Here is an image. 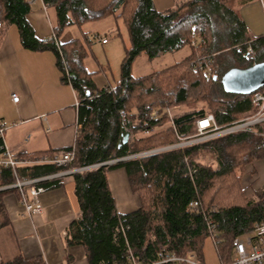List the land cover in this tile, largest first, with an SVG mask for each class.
Here are the masks:
<instances>
[{"label":"trees","instance_id":"obj_1","mask_svg":"<svg viewBox=\"0 0 264 264\" xmlns=\"http://www.w3.org/2000/svg\"><path fill=\"white\" fill-rule=\"evenodd\" d=\"M42 2L55 12L50 37L35 36L27 20L31 10L27 0H0V41L7 28L14 25L23 48L51 51L61 81L69 84L77 96L81 129L73 144L42 154H14L19 159L33 160L45 154L72 151L66 168L85 167L70 174L81 213L68 226L67 243L82 245L90 264H130L131 258L149 264L158 259L160 251L177 256L192 252L203 264L202 247L208 238L210 220L217 235L212 243L219 264L226 262L232 255L233 240L252 232L254 224L264 218V190L258 199L234 194L239 197L237 202L227 186L222 189L225 200H208L206 194L212 189L215 194L216 181L233 176L245 163L264 153L260 135L233 132L192 145L106 162L189 136L195 131V119L208 113L219 126L251 115L255 111L253 93L225 92L220 78L231 68L263 61L264 35L249 38L244 22L220 0H189L163 11L155 9L153 0ZM106 15L123 19L129 45L124 48L116 85L97 87L92 72L84 65L86 48L82 41L59 39L65 27ZM188 45L190 52L172 65L147 75H132V63L140 54L154 59ZM248 45L254 52L251 58L246 55ZM207 68L208 75L204 72ZM192 89L204 106L174 116L173 126L152 134L157 126L169 123L163 112L166 106L186 103ZM125 133L129 138L122 143ZM2 145L0 140V153ZM208 156L210 161L204 159ZM117 167L124 169L130 191L139 202L136 209L126 213L117 210L107 179L108 171ZM59 170L48 163L20 164L16 175L24 180ZM14 180L9 167H0V187ZM39 185L48 189L58 186L56 180H43ZM9 192H14L19 200L15 189L0 190V230L10 224L3 201ZM194 200L199 202L198 209L192 208ZM0 264L44 263L40 257L18 255L1 260Z\"/></svg>","mask_w":264,"mask_h":264},{"label":"crops","instance_id":"obj_2","mask_svg":"<svg viewBox=\"0 0 264 264\" xmlns=\"http://www.w3.org/2000/svg\"><path fill=\"white\" fill-rule=\"evenodd\" d=\"M27 1L31 7L27 20L35 36L50 37L56 19L53 8L42 0ZM187 1L153 0V5L163 11ZM220 1L244 22L249 38L264 35V11L259 0ZM67 40L59 39L60 42ZM13 94L18 97L16 102L12 100ZM76 103L73 88L61 81L55 55L47 50L23 48L17 28L10 25L0 41V126L5 128L4 141L9 150L13 154H42L73 144ZM115 171L119 186H112L109 181ZM107 179L119 212L138 207V199L130 191L123 168L108 171ZM62 181L40 194L43 209L34 216L22 213L14 192L3 197L10 224L0 230V261L20 255L40 257L44 264H90L82 245L67 243L68 226L81 211L73 177L66 175Z\"/></svg>","mask_w":264,"mask_h":264},{"label":"built area","instance_id":"obj_3","mask_svg":"<svg viewBox=\"0 0 264 264\" xmlns=\"http://www.w3.org/2000/svg\"><path fill=\"white\" fill-rule=\"evenodd\" d=\"M262 4L264 11V0H259ZM101 43H106V38H101ZM254 52L250 45L246 47V55L251 58ZM207 74H210V69L205 70ZM12 100L17 101L18 97L13 94ZM252 103L255 107V111L244 118L235 120L230 124L219 126L216 124L212 114H205L195 119L193 122L195 131L193 134L186 137H177L178 141L169 145H165L161 148L154 150H147L139 153L140 155H147L153 152H159L161 150H170L182 146L196 144L202 141H206L217 136H221L228 133L245 131L258 134L261 136V147L264 149V88L259 89L252 94ZM78 104V101L76 105ZM163 112L170 117V124L172 123L171 110L166 107ZM123 115V112L121 111ZM262 127V129H258ZM4 126H0V140L3 142V151L0 153V167H9L15 176L14 182L11 184L0 187V190L15 189L19 195V203L22 209V213L26 216H34L40 214L43 209L39 196L48 188L39 185L40 181L43 180H56L57 184L63 183L62 178L66 175L78 171L82 168H71L67 169V163L72 159V151L63 153L45 154L33 160L19 159L6 147L4 143ZM81 129V124L78 120L75 123V133ZM134 155H127L123 158L114 159L106 163H113L118 160H124ZM31 163H48L53 164L60 168L59 171L46 176L19 179L16 175V166L20 164H31ZM199 202L194 200L192 202V208L198 209ZM207 232L208 237L211 241L217 240V235L213 223L207 220ZM157 260L150 262L149 264H157L159 262H170L171 264H201L196 255L192 252L187 253L184 256H177L167 251H160L157 254ZM104 264V263H102ZM130 264H142L139 261L131 258ZM220 264H264V218L256 222L253 226V230L250 233L238 236L233 240L232 244V255L226 262Z\"/></svg>","mask_w":264,"mask_h":264},{"label":"rangeland","instance_id":"obj_4","mask_svg":"<svg viewBox=\"0 0 264 264\" xmlns=\"http://www.w3.org/2000/svg\"><path fill=\"white\" fill-rule=\"evenodd\" d=\"M96 35L106 38L107 43H101L100 39L95 37ZM85 37H87V40ZM70 38H79L84 44L86 48L84 65L88 71L92 72V78L96 86L102 87L103 85H109L114 87L119 80L120 63L124 55V48L129 45L128 32L123 19L121 17L116 18L114 15H106L96 20L83 22L80 25L67 26L63 29L60 39L66 40ZM189 48L188 45L178 51L165 53L154 59H148L144 54H140L132 63L131 73L133 76H143L159 71L162 68H166L184 58L190 52ZM181 69H179L178 72ZM205 74L207 73L205 72ZM208 82L206 85H208ZM203 106V102L198 101L196 98V91L192 89L191 97L186 103L178 104L174 107L169 106V108L173 118L174 116H179L186 112H192L194 109ZM167 118L170 121V117L167 116ZM170 125V122L159 125L152 130V134L164 131V128ZM163 146L165 145L155 144L151 147L145 148V151L158 149ZM162 151L165 150L159 152ZM139 152L141 153V151ZM139 152L131 155H134L133 158L140 157L142 155H140ZM204 159L210 161L209 156ZM83 169L85 168L80 170ZM116 174L117 172L115 171L113 175L109 176V181L112 186L118 184L119 177H117ZM214 184V187L218 188L215 193L218 197L214 194L212 189L206 194L208 200L209 198L212 200L214 197L220 201L225 200V196H223L222 193V189L225 186L229 187L233 195L240 194L242 198H261L262 191L264 190V153L258 158L245 163L243 169L233 174V176L228 177L224 181H216ZM117 186H119V184ZM233 198L236 202L240 201L238 200L239 197H237V195H234ZM202 253L204 258L203 264H219L213 243L209 237L206 238L203 243Z\"/></svg>","mask_w":264,"mask_h":264},{"label":"water","instance_id":"obj_5","mask_svg":"<svg viewBox=\"0 0 264 264\" xmlns=\"http://www.w3.org/2000/svg\"><path fill=\"white\" fill-rule=\"evenodd\" d=\"M220 83L228 93L251 94L257 91L264 86V60L245 68L227 70L221 76ZM128 138L129 134L125 133L122 143H126Z\"/></svg>","mask_w":264,"mask_h":264}]
</instances>
